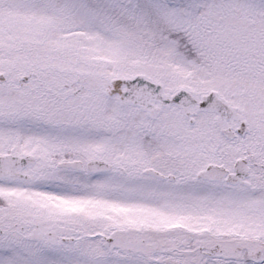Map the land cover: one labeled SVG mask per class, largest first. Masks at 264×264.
Returning a JSON list of instances; mask_svg holds the SVG:
<instances>
[{
    "label": "snow or ice",
    "instance_id": "6c2138e0",
    "mask_svg": "<svg viewBox=\"0 0 264 264\" xmlns=\"http://www.w3.org/2000/svg\"><path fill=\"white\" fill-rule=\"evenodd\" d=\"M0 264H264V0H0Z\"/></svg>",
    "mask_w": 264,
    "mask_h": 264
}]
</instances>
